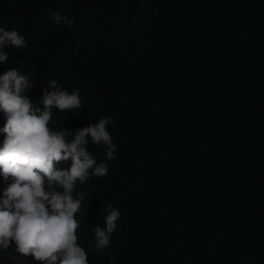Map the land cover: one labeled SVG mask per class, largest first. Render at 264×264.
<instances>
[{"label": "trees", "instance_id": "obj_1", "mask_svg": "<svg viewBox=\"0 0 264 264\" xmlns=\"http://www.w3.org/2000/svg\"><path fill=\"white\" fill-rule=\"evenodd\" d=\"M0 27L27 42L0 74L34 70V104L50 79L79 89L53 130L113 120L116 158L88 145L108 167L84 192L89 264H264V0H0ZM109 202L121 218L101 252Z\"/></svg>", "mask_w": 264, "mask_h": 264}, {"label": "clouds", "instance_id": "obj_2", "mask_svg": "<svg viewBox=\"0 0 264 264\" xmlns=\"http://www.w3.org/2000/svg\"><path fill=\"white\" fill-rule=\"evenodd\" d=\"M49 16L57 26L75 27L74 18L59 10L49 9ZM26 44L17 30L0 27V62L8 61L6 47ZM34 73L10 67L0 74V253L11 248L21 264H89L78 236L84 192L88 179L107 175L108 167L97 162L88 145L102 147L105 159L114 160L117 145L107 129L113 120L101 117L75 130H53V109H80V91L69 92L50 79L52 90H42L34 104L25 94L33 87ZM105 208L103 226L91 229L93 248L101 252L110 248L121 218L111 202Z\"/></svg>", "mask_w": 264, "mask_h": 264}, {"label": "rangeland", "instance_id": "obj_3", "mask_svg": "<svg viewBox=\"0 0 264 264\" xmlns=\"http://www.w3.org/2000/svg\"><path fill=\"white\" fill-rule=\"evenodd\" d=\"M0 180H2V181H3V177H0Z\"/></svg>", "mask_w": 264, "mask_h": 264}]
</instances>
